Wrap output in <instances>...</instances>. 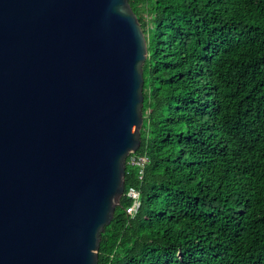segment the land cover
<instances>
[{"label":"trees","instance_id":"1","mask_svg":"<svg viewBox=\"0 0 264 264\" xmlns=\"http://www.w3.org/2000/svg\"><path fill=\"white\" fill-rule=\"evenodd\" d=\"M127 2L146 45L140 143L97 264H264V0Z\"/></svg>","mask_w":264,"mask_h":264},{"label":"water","instance_id":"2","mask_svg":"<svg viewBox=\"0 0 264 264\" xmlns=\"http://www.w3.org/2000/svg\"><path fill=\"white\" fill-rule=\"evenodd\" d=\"M145 56L127 0H0V264H97Z\"/></svg>","mask_w":264,"mask_h":264},{"label":"built area","instance_id":"3","mask_svg":"<svg viewBox=\"0 0 264 264\" xmlns=\"http://www.w3.org/2000/svg\"><path fill=\"white\" fill-rule=\"evenodd\" d=\"M145 160L146 158L142 155H134V156L130 155L128 157V163L131 165L138 166L139 168L143 166V163L145 162ZM139 172H141V169H139ZM127 195L130 196V198L132 199V203L128 207H126L125 212L128 215H132L138 207L137 192H135L132 189H129L127 192Z\"/></svg>","mask_w":264,"mask_h":264}]
</instances>
